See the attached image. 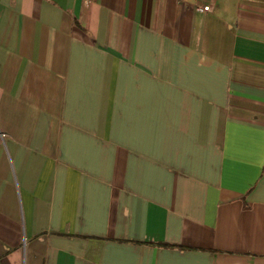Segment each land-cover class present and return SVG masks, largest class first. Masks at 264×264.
Here are the masks:
<instances>
[{
    "label": "crops",
    "instance_id": "crops-1",
    "mask_svg": "<svg viewBox=\"0 0 264 264\" xmlns=\"http://www.w3.org/2000/svg\"><path fill=\"white\" fill-rule=\"evenodd\" d=\"M0 264H264V0H0Z\"/></svg>",
    "mask_w": 264,
    "mask_h": 264
},
{
    "label": "built area",
    "instance_id": "built-area-1",
    "mask_svg": "<svg viewBox=\"0 0 264 264\" xmlns=\"http://www.w3.org/2000/svg\"><path fill=\"white\" fill-rule=\"evenodd\" d=\"M199 10H207L208 9V5H205V6H203V7H201V8H198Z\"/></svg>",
    "mask_w": 264,
    "mask_h": 264
}]
</instances>
